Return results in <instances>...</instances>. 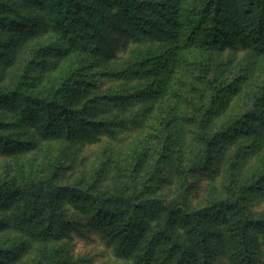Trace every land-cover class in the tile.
I'll list each match as a JSON object with an SVG mask.
<instances>
[{
    "label": "trees",
    "instance_id": "16d2710c",
    "mask_svg": "<svg viewBox=\"0 0 264 264\" xmlns=\"http://www.w3.org/2000/svg\"><path fill=\"white\" fill-rule=\"evenodd\" d=\"M23 3L46 9L57 30L58 41L36 46L17 76L15 90L0 87V108L15 111L18 125L37 127L47 139L76 140L79 136L87 137L98 131L103 124L92 118L95 101L81 104L80 100L86 89L95 87L99 75L95 72L99 62L97 57L109 50L112 39L110 28L120 27L117 19H128L144 35L168 42L163 51L134 58L122 70L109 73L113 76L136 74L148 79L144 86L127 98L154 102L162 98L168 89V78L182 61L191 62L187 57L193 50L205 54L213 50L246 49L256 55H264V0H23ZM102 5L118 6L120 19L115 15H104ZM44 27L40 15L34 16L10 0H0L1 31H9L17 38L20 32L25 39ZM11 41L3 42L0 37V45L4 47H0V61L10 57ZM72 52L79 54L77 61L70 63L58 79L50 80L44 88L36 90L42 69L47 70L49 66L47 58H65ZM89 55L94 56L93 61H87ZM202 56L190 65H195L204 75L208 68ZM233 89L234 84L223 87L215 84L208 113H217L225 103L224 95ZM120 97L117 93L106 96L111 101ZM252 103L251 110L230 118L219 131L202 132L203 146L192 170H215L233 136L253 133L254 124L264 126V83L254 93ZM173 111L169 108L162 117L158 116L150 133L154 140L147 137L135 150L132 160L125 164L126 168L119 169L109 190L95 191L108 167L107 160L95 169L94 180L87 187L82 185V181L64 186L53 185L52 182L64 169V164L57 160L50 165L51 177L45 180L38 176L39 172L28 170L21 172L18 181L0 178V211H6L10 200L15 197L19 202L15 214L19 225L31 227L46 238L59 237L73 225L67 221L65 208L61 206L68 198L84 210L91 227L104 230L117 226L119 248L123 252L135 249L141 264H210L214 250L211 236L217 235L213 226L226 221L225 210L230 209L229 201H214L202 209L190 210L181 195L171 201L153 197L168 182L162 167L171 160L176 136L180 132L174 122ZM201 122L204 129L206 118L203 117ZM8 125L7 121L0 119V148L12 151L35 145L36 142L30 138L7 132L4 128ZM155 142L159 143L160 150L157 156L151 155L153 162L148 163L147 176L140 181L139 175L143 169L146 170ZM31 169L35 167L31 166ZM177 170L181 175H188L187 169L182 166ZM232 187L235 188L234 179ZM242 190L244 194L237 196L238 202L249 197L246 194L264 196V173L246 183ZM157 213H162L163 221H157L156 226L151 227L148 216ZM2 215L0 229L7 224ZM241 215L235 213L231 222L238 247L232 253V263L255 264V241L249 234L255 221L246 220ZM257 223L260 230L264 229L263 221ZM180 229L189 234L191 243L181 236L180 231L177 232ZM18 249V245L0 244V262L11 258ZM45 253L52 257L51 252L45 250Z\"/></svg>",
    "mask_w": 264,
    "mask_h": 264
},
{
    "label": "rangeland",
    "instance_id": "374dc122",
    "mask_svg": "<svg viewBox=\"0 0 264 264\" xmlns=\"http://www.w3.org/2000/svg\"><path fill=\"white\" fill-rule=\"evenodd\" d=\"M10 1L16 6L19 5L22 10H28L34 16L40 15L45 26L35 35L30 34L25 39L22 35L20 36V32L17 38L11 36L9 31L0 30L3 42L12 40L13 44L10 57L0 61V87L15 90L17 76L23 64L32 56L36 46L58 41V33L46 9L29 7L24 5L23 0ZM103 6L101 7L104 15H115L120 19L118 6ZM117 21L120 27L110 28L112 39L109 50L97 57L99 62L95 72L99 75L96 78L95 87L86 89L80 100L81 104H87L88 100L95 101V103L92 102L95 113L92 118L103 122L99 130L87 137L79 136L72 141L47 139L40 134L37 127L18 125L15 111L0 108V119L9 123L4 128L7 132L12 135L21 134L22 137L36 142L35 145H28L27 149H19L20 151L15 149L7 151L0 148V178L18 181L21 172L28 170L39 172L38 176L45 180L51 177L52 162L60 160L64 164V169L52 184L64 186L82 181V185L87 187L94 180L95 169L107 160L108 167L95 191L99 193L109 190L119 169L126 168L125 164L132 160L135 150L147 137L149 140L150 138L154 140L153 135H150L153 124L157 123L158 116L162 117L170 108L174 110L173 119L177 128L180 129L176 136L174 150L180 151L179 153L173 151L171 160L163 165V174L168 182L160 190L158 189L153 197L171 201L181 195V199H185L187 208L190 210L202 209L214 201H229L230 209L225 210L226 221L213 226L217 235L211 236L210 243L214 250L210 264H233L232 253L238 249L231 230L235 213L238 216L242 214L241 216L246 220L255 221L249 229L250 237L255 241L253 246L255 247V264H264V229L260 230L257 227L259 226L257 222H264V196L259 193L253 196L246 194L249 197L243 201H237V196L244 194L242 187L264 173V126L259 123L254 124L253 133L233 136L226 146L222 160L216 163L215 170L207 171L199 168L192 170L203 146L202 132L219 131L230 118L245 114L252 109L253 95L264 83V55H256L246 49L213 50L205 54L199 50H193L187 57L191 62L182 61L168 78V89L162 98L156 102L142 98H127L144 86L148 79L136 74L113 76L109 73L113 70H122L134 58L140 59L147 54L163 51L167 48L168 42L144 35L140 30L135 29L128 19L122 21L117 19ZM0 47L4 48L1 45ZM150 50L152 52H149ZM78 56L77 52H72L65 58L48 57L49 66L47 70L42 69L43 72L37 79L39 85L36 90L44 88L50 80L58 79L70 63L77 61ZM201 56L208 68L204 75L195 65H190ZM87 59L88 62L93 61L94 56L89 55ZM217 83L220 87L234 84V89L224 95L225 103L217 113H208L214 93L213 87ZM110 93H117L122 97L117 101H111L106 98ZM203 117L206 118L207 124L204 129L201 122ZM158 150L160 145L155 142L145 167L146 170L143 169L142 174L139 175L140 181L146 178L148 163L153 162L151 155L157 156ZM31 166L35 169L32 170ZM181 166L187 169L188 175L179 174L177 169ZM233 179L235 188H231ZM235 191L238 193L236 194ZM71 202L66 198L61 206L65 208L67 221L73 224L72 229L59 237L46 238L31 227L19 225L15 217L19 202L13 197L6 211H0V215L3 214L2 216L7 219L6 226L0 229V244L18 245L20 249L0 264H52V262L141 264L135 249L123 252L119 248L116 237L117 226L107 227L104 230L91 227L84 210L77 203ZM240 206L242 208L239 210ZM148 220L151 227L156 226L157 221H163L162 213L148 216ZM179 231L183 238H186L189 243L192 242L184 229L177 232ZM45 250L51 252L52 257H48Z\"/></svg>",
    "mask_w": 264,
    "mask_h": 264
}]
</instances>
